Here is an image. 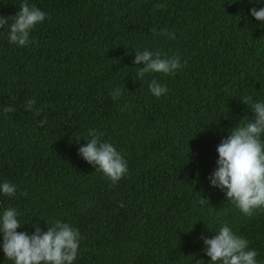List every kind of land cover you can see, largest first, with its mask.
<instances>
[{"label": "trees", "instance_id": "obj_1", "mask_svg": "<svg viewBox=\"0 0 264 264\" xmlns=\"http://www.w3.org/2000/svg\"><path fill=\"white\" fill-rule=\"evenodd\" d=\"M24 2L46 16L21 47L8 34ZM253 8L264 0H0V185L16 186L0 191V216L14 208L29 235L70 224L73 264H211L204 239L225 225L264 264V211L245 216L209 179L218 146L255 115L242 100L264 102ZM144 50L182 67L140 79ZM93 129L127 163L114 185L80 154ZM0 264H14L2 233Z\"/></svg>", "mask_w": 264, "mask_h": 264}, {"label": "clouds", "instance_id": "obj_2", "mask_svg": "<svg viewBox=\"0 0 264 264\" xmlns=\"http://www.w3.org/2000/svg\"><path fill=\"white\" fill-rule=\"evenodd\" d=\"M156 7L158 10L164 5ZM251 15L257 21L264 22V8H253ZM45 16L46 13L34 5L22 3L10 25L9 41L21 47L28 44L30 31L42 23ZM8 22L9 18L0 16V28H4ZM163 34L175 39V33L168 34L164 30ZM141 63L144 67L139 68L140 79L150 73L174 74L182 67L179 57L162 58L159 51H137L135 64ZM149 89L158 98L168 91L166 86H161L155 79ZM119 95L120 90L117 89L113 99H117ZM242 101L251 105L255 115L252 119L245 117L247 123L234 127L218 146V166L209 179L213 187L225 190L228 201L251 218L257 210L264 211V143L261 141L264 134V102H255L251 96ZM34 104L35 100H29L25 110L31 111ZM4 111L7 113L13 109L9 106ZM45 122L46 120L40 123L42 125ZM88 135L91 139H88L86 146L80 148V154L87 162L96 166V170L102 171L113 185L116 184L128 172L126 161L111 143L101 141L102 134L93 129ZM0 191L14 196L16 186L4 182L0 185ZM17 217L18 213L14 208L5 210L0 216V233L3 234V251L7 259L13 260L14 264H73L81 239L77 229L56 221L45 232L38 227L39 222H36L33 224L35 232L29 235L18 231L22 226ZM204 243V251L211 258V264H257V252L249 250V241L237 236L227 225L222 226L213 238H205Z\"/></svg>", "mask_w": 264, "mask_h": 264}]
</instances>
